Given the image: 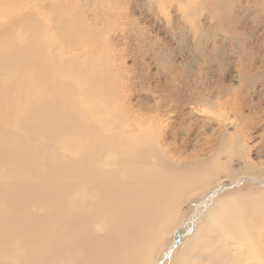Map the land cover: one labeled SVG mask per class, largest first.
Here are the masks:
<instances>
[{"label": "rangeland", "instance_id": "1", "mask_svg": "<svg viewBox=\"0 0 264 264\" xmlns=\"http://www.w3.org/2000/svg\"><path fill=\"white\" fill-rule=\"evenodd\" d=\"M214 1L0 0V145L53 117L54 143L37 150L33 170L50 185L79 139L116 113L124 134H141L173 165L224 167L204 194L180 201L174 229L190 225L191 234L219 197L259 194L257 209L243 215L264 251V0H223L226 10ZM49 197L40 191L23 216L43 214ZM211 238L204 256L239 264V248L234 261ZM171 245L162 264H170Z\"/></svg>", "mask_w": 264, "mask_h": 264}, {"label": "bare ground", "instance_id": "2", "mask_svg": "<svg viewBox=\"0 0 264 264\" xmlns=\"http://www.w3.org/2000/svg\"><path fill=\"white\" fill-rule=\"evenodd\" d=\"M221 7L226 10L223 0L212 4L216 10ZM122 120L115 113L107 125L95 123L91 136L79 139L73 155L62 161L58 181L50 185L33 170L41 159L37 150L54 143L48 136L54 118L44 126L30 123L25 133L7 134L8 142L0 145V264H162L176 232L182 240L171 245L170 264H222L200 252L209 237L232 258L239 248V264H264L259 238L251 240L246 230L251 218L243 215L257 209L259 194L233 203L219 197L201 218L190 220H196L191 234L190 225L174 229L182 219L180 201L204 194L224 167L211 161L205 169L197 164L185 171L141 134H124ZM9 170V176L2 174ZM45 189L50 192L45 212L24 217L25 207ZM210 194L201 201L202 209ZM111 235L115 237L109 239ZM45 242L47 249L41 251Z\"/></svg>", "mask_w": 264, "mask_h": 264}, {"label": "water", "instance_id": "3", "mask_svg": "<svg viewBox=\"0 0 264 264\" xmlns=\"http://www.w3.org/2000/svg\"><path fill=\"white\" fill-rule=\"evenodd\" d=\"M181 240H182V234H181V232H176L174 234V238H173L174 246L175 247L179 246L180 243H181Z\"/></svg>", "mask_w": 264, "mask_h": 264}]
</instances>
